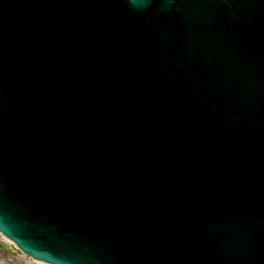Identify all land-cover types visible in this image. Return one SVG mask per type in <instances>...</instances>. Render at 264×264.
Segmentation results:
<instances>
[{"label": "water", "instance_id": "1", "mask_svg": "<svg viewBox=\"0 0 264 264\" xmlns=\"http://www.w3.org/2000/svg\"><path fill=\"white\" fill-rule=\"evenodd\" d=\"M0 232L50 264H264V0H0Z\"/></svg>", "mask_w": 264, "mask_h": 264}, {"label": "flooded vegetation", "instance_id": "2", "mask_svg": "<svg viewBox=\"0 0 264 264\" xmlns=\"http://www.w3.org/2000/svg\"><path fill=\"white\" fill-rule=\"evenodd\" d=\"M0 248H1L4 252L9 253V254L14 258V260L9 259V263H7L6 261L0 259V264H22V256H21L20 254L16 253V252L13 251V250H11V251H7L6 249H4V248L2 247V244H1V243H0ZM0 255L2 256L3 254L0 253Z\"/></svg>", "mask_w": 264, "mask_h": 264}, {"label": "rangeland", "instance_id": "3", "mask_svg": "<svg viewBox=\"0 0 264 264\" xmlns=\"http://www.w3.org/2000/svg\"><path fill=\"white\" fill-rule=\"evenodd\" d=\"M0 253H2L3 255L1 256L0 255V259L1 260H4V261H6L7 263H9V259H12V260H14V258L9 254V253H7V252H4L1 248H0ZM24 258H23V260H22V264H29L28 262L26 263V257L25 256H23Z\"/></svg>", "mask_w": 264, "mask_h": 264}, {"label": "bare ground", "instance_id": "4", "mask_svg": "<svg viewBox=\"0 0 264 264\" xmlns=\"http://www.w3.org/2000/svg\"><path fill=\"white\" fill-rule=\"evenodd\" d=\"M7 241H8V239L7 238H5ZM21 254H22V252H21ZM28 262H30L31 264H45L44 262H39V261H37V260H34L33 261V259H28Z\"/></svg>", "mask_w": 264, "mask_h": 264}, {"label": "snow or ice", "instance_id": "5", "mask_svg": "<svg viewBox=\"0 0 264 264\" xmlns=\"http://www.w3.org/2000/svg\"><path fill=\"white\" fill-rule=\"evenodd\" d=\"M144 2V0H140V3H143Z\"/></svg>", "mask_w": 264, "mask_h": 264}]
</instances>
